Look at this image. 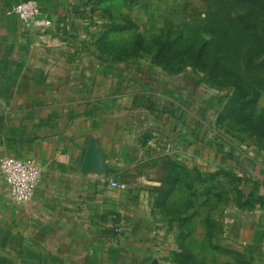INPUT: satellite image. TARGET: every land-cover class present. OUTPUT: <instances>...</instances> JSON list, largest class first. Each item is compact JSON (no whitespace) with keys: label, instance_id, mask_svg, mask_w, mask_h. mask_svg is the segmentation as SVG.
I'll use <instances>...</instances> for the list:
<instances>
[{"label":"crops","instance_id":"crops-1","mask_svg":"<svg viewBox=\"0 0 264 264\" xmlns=\"http://www.w3.org/2000/svg\"><path fill=\"white\" fill-rule=\"evenodd\" d=\"M17 1L0 0V161L32 157L42 173L31 200L18 205L0 170V241L23 249L27 264H100L116 252L119 261L134 259L154 234L147 176L156 150L182 143L190 115L125 70H98L81 52L75 0H39L54 20L45 31L11 11ZM89 148L102 166L85 165ZM260 161L250 160L247 171L249 194L262 202L241 230L264 243ZM113 179L127 188H112Z\"/></svg>","mask_w":264,"mask_h":264},{"label":"rangeland","instance_id":"rangeland-1","mask_svg":"<svg viewBox=\"0 0 264 264\" xmlns=\"http://www.w3.org/2000/svg\"><path fill=\"white\" fill-rule=\"evenodd\" d=\"M73 6L84 27L81 52L96 58L98 70L133 74L192 124L178 134L181 144L156 150L149 169L154 234L134 259L119 261L116 252L100 264H264V243L241 230L262 202L249 194L247 167L264 160V8L249 0H75ZM164 43L172 50L159 62L155 54ZM200 51L219 64L218 81L194 67ZM236 78L247 98H256L245 110L232 102ZM19 251L0 241V264H27L30 257Z\"/></svg>","mask_w":264,"mask_h":264},{"label":"built area","instance_id":"built-area-1","mask_svg":"<svg viewBox=\"0 0 264 264\" xmlns=\"http://www.w3.org/2000/svg\"><path fill=\"white\" fill-rule=\"evenodd\" d=\"M11 11L24 23L43 31L51 28L54 23L52 16L43 9L39 0H19L11 5ZM0 170L5 177L13 201L18 205L29 202L42 173L38 160L32 157L5 156L0 161ZM109 183L114 189L127 188L125 182L115 179L110 180Z\"/></svg>","mask_w":264,"mask_h":264},{"label":"trees","instance_id":"trees-1","mask_svg":"<svg viewBox=\"0 0 264 264\" xmlns=\"http://www.w3.org/2000/svg\"><path fill=\"white\" fill-rule=\"evenodd\" d=\"M253 5L259 6L260 9L264 8V0H249ZM172 50V44L171 43H164L162 47H160L155 56L156 60L159 62L165 61L166 57L168 56V53ZM193 65L198 70L208 74L210 76V80L218 81L219 76V64L217 62H208L205 60L202 51L197 52L193 55ZM235 93L232 98V102L234 103V106L236 108L245 110L248 107H250V104H254L256 101V98L252 101L251 99L247 98L249 93L248 90L243 82L242 79L236 78L235 81ZM232 103V104H233Z\"/></svg>","mask_w":264,"mask_h":264},{"label":"water","instance_id":"water-1","mask_svg":"<svg viewBox=\"0 0 264 264\" xmlns=\"http://www.w3.org/2000/svg\"><path fill=\"white\" fill-rule=\"evenodd\" d=\"M85 165L88 167L102 166L101 154L95 152L93 148H89L85 159Z\"/></svg>","mask_w":264,"mask_h":264}]
</instances>
